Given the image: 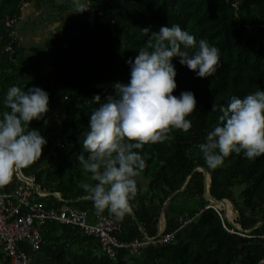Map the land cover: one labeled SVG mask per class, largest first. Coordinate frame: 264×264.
Instances as JSON below:
<instances>
[{
	"label": "trees",
	"instance_id": "obj_1",
	"mask_svg": "<svg viewBox=\"0 0 264 264\" xmlns=\"http://www.w3.org/2000/svg\"><path fill=\"white\" fill-rule=\"evenodd\" d=\"M29 2L0 0V113L8 110L3 99L13 84L25 90L35 85L48 92L47 122L33 120L30 125L47 139L42 153L48 161L44 163L40 158L22 171L50 193L49 204L58 192L70 204L89 209L90 216L96 212L81 185L95 182L80 166L77 156L82 151L89 115L98 106L92 97L99 94L103 100L113 93L114 82H127L126 61L153 39L142 28L158 31L161 25L176 23L196 40L206 39L220 49V65L214 75L206 78L196 77L173 59L177 72L173 94L191 90L196 97L197 110L188 117L192 127L187 133L173 130L172 140L147 144L138 150L146 162L140 173L149 185L143 190L137 183L134 206L120 221L122 230L117 234L126 241L143 232L156 235L170 198L164 231L177 230L175 239L163 245L144 246L137 252L123 249L112 259L102 251L94 235L50 221L42 233L52 224L77 247L71 255L63 253L57 264H259L264 258V154L248 159L242 153H233L226 158L225 166L210 169L198 144L217 122L219 113L212 111V104L226 105L232 95L243 97L264 90V0H90L95 22L91 24L83 11L84 19L65 24L64 41L47 40L46 62L38 55H26L16 36L22 7ZM6 15L18 16L13 28L4 24ZM12 33L16 36L14 53L6 51ZM56 141L63 147L53 155ZM84 155L87 157L86 152ZM199 167L211 175V197L228 199L233 204L238 212L235 221L246 235L228 231L225 225H233L223 220L216 209L205 208L209 203L206 175ZM16 181L14 174L4 186L10 190ZM184 214L195 216V221L181 227L179 218ZM189 230L195 234L187 235Z\"/></svg>",
	"mask_w": 264,
	"mask_h": 264
},
{
	"label": "clouds",
	"instance_id": "obj_2",
	"mask_svg": "<svg viewBox=\"0 0 264 264\" xmlns=\"http://www.w3.org/2000/svg\"><path fill=\"white\" fill-rule=\"evenodd\" d=\"M73 2L74 12L89 8L88 0ZM142 31L153 39L126 61L127 82H114L113 93L103 100L99 94L92 97L98 106L89 115L77 156L95 182L81 187L96 214L107 212L117 222L134 206L137 177L146 163L138 150L172 140L173 130L187 133L192 127L188 117L197 110L196 97L191 90L173 94L177 88L173 59L199 78L214 75L220 65V49L206 39L196 40L179 24L161 25L158 31L144 27ZM3 104L8 110L0 113V186L9 184L18 170L40 161L48 141L30 125L33 120L47 122L49 94L39 86L25 90L13 84L7 88ZM211 109L219 113L217 122L198 144L208 168L225 166L233 153L248 159L264 154V90L243 97L232 95L226 105L212 104Z\"/></svg>",
	"mask_w": 264,
	"mask_h": 264
},
{
	"label": "built area",
	"instance_id": "obj_3",
	"mask_svg": "<svg viewBox=\"0 0 264 264\" xmlns=\"http://www.w3.org/2000/svg\"><path fill=\"white\" fill-rule=\"evenodd\" d=\"M84 12L93 24L96 19L94 8L89 5V8ZM98 14H102V12H98ZM17 20V15L4 16V24L9 28H13ZM15 40V33H12V40L6 46V51L15 52ZM61 147H63L62 142L56 141L51 153L56 155L57 149ZM15 179L17 181L14 188L10 190H7L5 186L0 188V252L5 255L7 264H32L30 254L20 248L19 243H27L33 251L41 249L44 241L42 230L50 221L78 227L86 234L94 235L99 240L102 251L112 259L117 258L119 251L123 249L137 252L144 246L163 245L175 239L177 230L170 232L161 230L156 235L143 232L142 235L131 241L121 240L117 234L122 230V224L117 222L111 214H95L93 221H90L91 211L89 209H80L70 204L58 192L55 193V199L49 204L46 198L50 193L43 191L37 185L35 178L25 175L22 169L15 173ZM208 200L209 203L205 208H214L223 220L227 219L223 207L217 204L219 201L213 197ZM179 221L183 227L193 223L195 216L184 214L179 218ZM231 224L233 227L225 225L228 231L246 235V231L235 220L231 221ZM259 264H264V258L259 261Z\"/></svg>",
	"mask_w": 264,
	"mask_h": 264
},
{
	"label": "crops",
	"instance_id": "obj_4",
	"mask_svg": "<svg viewBox=\"0 0 264 264\" xmlns=\"http://www.w3.org/2000/svg\"><path fill=\"white\" fill-rule=\"evenodd\" d=\"M89 1L90 0H88V2ZM83 17L84 15L82 12H74L73 0H30L29 3L24 4L22 7L21 20L16 29L19 45L23 48L26 55L31 57L38 55L46 62L49 59L46 46L47 40L57 38L64 41L65 35L63 26L74 20H82L84 19ZM2 37L3 27L0 25V45H2ZM41 160L44 163L48 161L44 153L41 155ZM207 174L209 176L208 182L210 183V174ZM142 175H140V178L139 175L137 177L138 185H141V181L145 184V181L141 179L144 178ZM46 199L50 200V197ZM170 201V198L166 201L161 213L159 231L165 230V210ZM93 219L94 215L90 216V221H93ZM188 234L193 236L195 233L189 230L187 232V235ZM43 235L44 243L41 249L37 251H33L25 242L19 243V247L30 254L32 264H57L59 257L63 253L66 252L68 255H71L72 250L77 248L72 243H68L66 240L67 238L63 237L62 230L56 228L52 224L46 227ZM0 264H7L3 252H0Z\"/></svg>",
	"mask_w": 264,
	"mask_h": 264
},
{
	"label": "rangeland",
	"instance_id": "obj_5",
	"mask_svg": "<svg viewBox=\"0 0 264 264\" xmlns=\"http://www.w3.org/2000/svg\"><path fill=\"white\" fill-rule=\"evenodd\" d=\"M200 170H202V168H199ZM140 175H142V174H139V178H140ZM142 177H144V178H141V179H143L144 181H145V184L141 181V185H140V187H141V189H143V190H145L147 187H148V185H149V180H147L146 179V177L144 176V175H142ZM208 178H209V176H208ZM140 179V180H141ZM206 195L209 197V198H212L211 197V195H210V192L206 189ZM206 196V197H207ZM227 202H229V203H231L228 199L226 200V201H224V203H221V202H219V203H217L218 205H220L221 207H223V209H224V215H225V217H227V219L228 220H230L229 222L231 223V221L232 222H234V220L236 219V216L238 215V212L236 211V209L234 208V206H233V204H232V215H229L228 214V212H227V208H226V204H227ZM190 224H192V223H190ZM190 224H188V225H186V226H189ZM185 226V227H186Z\"/></svg>",
	"mask_w": 264,
	"mask_h": 264
},
{
	"label": "water",
	"instance_id": "obj_6",
	"mask_svg": "<svg viewBox=\"0 0 264 264\" xmlns=\"http://www.w3.org/2000/svg\"><path fill=\"white\" fill-rule=\"evenodd\" d=\"M202 170H204L203 168H202ZM205 172V171H204ZM205 174H206V172H205ZM205 184H206V189L208 190L209 189V186H210V183L208 182V175H207V178H205ZM186 185H187V183L183 186V188L182 189H184L185 187H186ZM207 196V195H206ZM207 198L209 199V197L207 196ZM219 202H224V201H226V199H222V200H218Z\"/></svg>",
	"mask_w": 264,
	"mask_h": 264
},
{
	"label": "bare ground",
	"instance_id": "obj_7",
	"mask_svg": "<svg viewBox=\"0 0 264 264\" xmlns=\"http://www.w3.org/2000/svg\"><path fill=\"white\" fill-rule=\"evenodd\" d=\"M227 204H228V206L230 205V208H228L227 212L229 215H232V211H233L232 207H231L232 205L229 202H227Z\"/></svg>",
	"mask_w": 264,
	"mask_h": 264
}]
</instances>
